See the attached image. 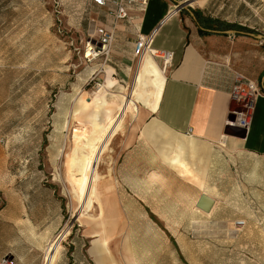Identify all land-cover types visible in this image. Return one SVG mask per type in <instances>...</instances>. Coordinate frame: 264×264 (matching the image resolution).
I'll return each instance as SVG.
<instances>
[{"label":"rangeland","instance_id":"1","mask_svg":"<svg viewBox=\"0 0 264 264\" xmlns=\"http://www.w3.org/2000/svg\"><path fill=\"white\" fill-rule=\"evenodd\" d=\"M190 5L205 16L248 27L254 35L263 33L264 0H192ZM96 14L90 0H0V205L5 199L28 209L33 264H43L47 244L61 232L55 264H95L89 251L97 236L87 233L79 219L84 211L72 192L67 165L81 151L89 154L103 131L90 122L92 105L72 118L77 99L90 100L96 82L104 83L99 75L90 80L79 53ZM262 43L250 35L229 37L224 77L239 71L260 80ZM230 111L241 107L231 102ZM250 155L225 162L218 170L221 178L206 184L215 196L209 214L193 206L195 191L186 183L160 182L155 201L144 203H163L167 220L151 214L135 196L138 182L127 172L133 167L123 169L116 195L137 263L264 264V159ZM90 199L87 212L98 215ZM237 219L244 224L235 225Z\"/></svg>","mask_w":264,"mask_h":264},{"label":"crops","instance_id":"2","mask_svg":"<svg viewBox=\"0 0 264 264\" xmlns=\"http://www.w3.org/2000/svg\"><path fill=\"white\" fill-rule=\"evenodd\" d=\"M179 1L185 0H150L142 9H131L130 19L115 27L110 61L101 71L99 64H88L86 68L88 77L98 72L105 84L110 79L108 92L120 85L126 94L140 83L148 94L147 102L137 100L139 111L134 118L130 117L128 134L119 143L113 163L116 180L126 175L121 172L123 169L133 167L127 172L138 182L135 196L141 203L155 201L160 182L186 183V189L195 191L191 196L196 201L201 193L214 198L205 186L221 178L218 170L225 162L249 154L264 159L263 92L255 100L244 136L228 133L225 126L230 114L229 88L233 75L222 74V67L231 57V53L224 51V45L229 37H245L250 32L200 35L197 22L190 21L184 14L187 10L178 7ZM92 20L95 25L105 23L98 9ZM153 29L156 30L151 46L173 53L165 72L157 58L150 55L143 56L135 67L133 40L137 34L147 35ZM176 154L191 173L170 166L169 158ZM193 176L202 177L203 189L194 183ZM162 204L159 201L158 205L144 203V206L151 214H156L154 209L167 213ZM27 212L26 206H12L5 199L0 205V257L10 254L17 264H33L28 258L32 249V220Z\"/></svg>","mask_w":264,"mask_h":264},{"label":"bare ground","instance_id":"3","mask_svg":"<svg viewBox=\"0 0 264 264\" xmlns=\"http://www.w3.org/2000/svg\"><path fill=\"white\" fill-rule=\"evenodd\" d=\"M111 83L108 79L107 84L104 82L97 85L90 100L81 95L76 101L72 118L79 110L92 105V113L88 114L90 122L103 131L96 142L91 140L93 144L89 154H83L81 151L80 157L73 156L68 161V179L73 186L72 192L76 196L81 210L84 211L80 214L79 219L85 226L87 233L97 236L92 241L89 251L95 264H138L132 243L131 229L126 223L116 195L117 180L114 176L115 167L113 163L119 143L128 134L129 119L130 117L134 118L135 113L139 111L137 100L146 101L148 94L140 83L131 90L128 96L123 92V87L120 85L108 92L107 86H110ZM141 137L143 138V135ZM73 139L75 143L79 141L77 128L73 130ZM220 143L221 146L224 145L223 141ZM169 160L173 169L191 173L186 163L180 160L177 154ZM76 167L78 174L74 172ZM193 179L194 183L203 189L205 182L202 177L193 176ZM96 185H98L97 189ZM91 196L94 197L97 204L98 215L87 212L91 206ZM183 201H186V197ZM195 201L196 199L193 201V206ZM176 210L174 208L171 212H176ZM154 211L160 219L167 220V213L159 211V209H154ZM118 234L120 240L117 242ZM63 236L64 232H61L47 244L43 254V264H55L60 249L59 239Z\"/></svg>","mask_w":264,"mask_h":264},{"label":"built area","instance_id":"4","mask_svg":"<svg viewBox=\"0 0 264 264\" xmlns=\"http://www.w3.org/2000/svg\"><path fill=\"white\" fill-rule=\"evenodd\" d=\"M98 9L104 19V24H96L91 33H88L79 51L80 58L84 64H99L100 71L103 66L110 61L112 48L115 44V27L122 21L130 19V10L134 8L142 9L150 0H90ZM175 12L172 10L168 15ZM95 22V20H94ZM163 22V20L161 21ZM156 29L149 34H137L132 44V55L135 58V67L140 59L145 55L157 58L159 66L163 72L167 70L172 61L173 53L170 50H160L151 46V39ZM98 72L91 73L90 80L97 81ZM97 85L98 82H96ZM262 92V79H250L243 73L236 71L232 76V83L229 88L230 102H236L241 107V111L236 113L230 111L225 120V126L247 130L250 118L254 109L257 96ZM131 93L128 90L126 96ZM231 104V103H230ZM190 132V129L188 130ZM235 225L242 226L244 220L237 219ZM0 264H16V260L10 254L0 257Z\"/></svg>","mask_w":264,"mask_h":264},{"label":"trees","instance_id":"5","mask_svg":"<svg viewBox=\"0 0 264 264\" xmlns=\"http://www.w3.org/2000/svg\"><path fill=\"white\" fill-rule=\"evenodd\" d=\"M195 20L198 24V33L200 35L215 34V35H227L223 33L225 30H235L236 35H240L241 32H251L250 28L240 26L236 23H228L219 18H212L209 16H203L198 10L192 9ZM264 44V40L263 43ZM262 79V92L264 93V73L261 77ZM226 131L228 133L244 136L245 131L239 128L227 127Z\"/></svg>","mask_w":264,"mask_h":264},{"label":"water","instance_id":"6","mask_svg":"<svg viewBox=\"0 0 264 264\" xmlns=\"http://www.w3.org/2000/svg\"><path fill=\"white\" fill-rule=\"evenodd\" d=\"M191 1L192 0L179 1L178 7L185 8L188 11L189 15L195 20L193 11H192V9H190V6H191L190 2ZM195 22H196V20H195ZM262 31H263V33H258L255 35L252 33H249V35L255 37L256 39L264 40V26L262 27ZM223 33L231 34V33H235V30H225V31H223ZM214 204H215L214 198H212L211 196H209L206 193H201L199 195L196 203H195V207L204 213H208V212H211Z\"/></svg>","mask_w":264,"mask_h":264}]
</instances>
